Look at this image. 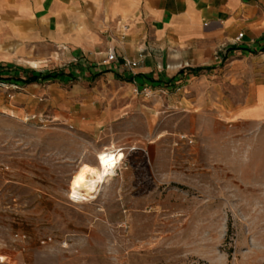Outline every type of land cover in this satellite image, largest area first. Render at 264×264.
<instances>
[{
	"label": "rangeland",
	"instance_id": "374dc122",
	"mask_svg": "<svg viewBox=\"0 0 264 264\" xmlns=\"http://www.w3.org/2000/svg\"><path fill=\"white\" fill-rule=\"evenodd\" d=\"M220 66L221 100L198 69L114 97L59 61L0 65L1 264H264V120L229 117L246 70L231 82ZM33 74L45 108L17 113ZM114 149L124 158L94 195L70 189Z\"/></svg>",
	"mask_w": 264,
	"mask_h": 264
},
{
	"label": "crops",
	"instance_id": "0c3cea01",
	"mask_svg": "<svg viewBox=\"0 0 264 264\" xmlns=\"http://www.w3.org/2000/svg\"><path fill=\"white\" fill-rule=\"evenodd\" d=\"M109 52L114 61L106 59ZM131 59L137 66L124 67ZM47 61L108 79L114 97H129L135 86L177 83L198 69L221 100L220 65L231 82L245 68V103L229 117L263 121L264 0H0V65L13 70ZM18 84L17 113L45 108L35 100L45 90ZM79 90L73 86L70 95Z\"/></svg>",
	"mask_w": 264,
	"mask_h": 264
},
{
	"label": "bare ground",
	"instance_id": "6f19581e",
	"mask_svg": "<svg viewBox=\"0 0 264 264\" xmlns=\"http://www.w3.org/2000/svg\"><path fill=\"white\" fill-rule=\"evenodd\" d=\"M123 158L124 153L117 149L96 152L94 164L82 163L72 175L69 181L70 189L83 196L94 195ZM0 262L4 263L3 256H0Z\"/></svg>",
	"mask_w": 264,
	"mask_h": 264
},
{
	"label": "built area",
	"instance_id": "2783aa9c",
	"mask_svg": "<svg viewBox=\"0 0 264 264\" xmlns=\"http://www.w3.org/2000/svg\"><path fill=\"white\" fill-rule=\"evenodd\" d=\"M242 35H243V33H239L238 36H237V40H239V39L242 37ZM106 59H107L108 61H114V60H115V55H114V53L109 52V53L106 55ZM137 64H138V61L135 60V59H134V60H133V59H131V60H125L124 63H123L124 67H126V68H128V69H133V68H135V67L137 66ZM143 90L146 91L145 88H143ZM0 264H1V262H0Z\"/></svg>",
	"mask_w": 264,
	"mask_h": 264
},
{
	"label": "trees",
	"instance_id": "16d2710c",
	"mask_svg": "<svg viewBox=\"0 0 264 264\" xmlns=\"http://www.w3.org/2000/svg\"><path fill=\"white\" fill-rule=\"evenodd\" d=\"M43 77H45V79H48L49 78V75L46 74V75H43ZM36 80H38V74L36 75H31L27 78H25V83L29 84V83H32V82H35Z\"/></svg>",
	"mask_w": 264,
	"mask_h": 264
}]
</instances>
